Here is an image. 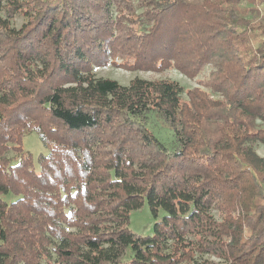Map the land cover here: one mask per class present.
Instances as JSON below:
<instances>
[{"label":"trees","instance_id":"16d2710c","mask_svg":"<svg viewBox=\"0 0 264 264\" xmlns=\"http://www.w3.org/2000/svg\"><path fill=\"white\" fill-rule=\"evenodd\" d=\"M109 64L211 68L184 93L92 72ZM258 144L264 0H0V264H264ZM144 203L156 221L141 236Z\"/></svg>","mask_w":264,"mask_h":264},{"label":"rangeland","instance_id":"374dc122","mask_svg":"<svg viewBox=\"0 0 264 264\" xmlns=\"http://www.w3.org/2000/svg\"><path fill=\"white\" fill-rule=\"evenodd\" d=\"M26 22V18L22 16H15L11 19L10 25L14 29H19ZM211 67H205L197 76L193 79H190L174 68H168L161 72L155 71H130L127 68L116 65H105V66H94L92 72L97 78H108L117 81L121 85H127L130 80L133 78H141L145 80H160L167 79L170 81H176L182 86L184 93L189 89L200 87L208 79V72ZM209 92V91H207ZM183 93L182 100L186 101V96ZM216 98V96H214ZM149 127L152 129L155 134H157L161 139L170 142L169 132L167 126L157 117L151 116L149 118ZM22 148L25 153H29L32 156L33 168L35 171L39 170L38 158L41 155H46L47 150L44 148L42 142L40 141L38 135L33 133L25 134L22 139ZM256 153L264 157V145L258 144L255 147ZM13 153H10L9 156H13ZM213 215L216 217V212L213 211ZM156 219L151 215L148 210L147 204L144 203L143 206L131 212L129 220V229L141 236L150 235L152 232V226ZM196 260L202 262L204 260L210 262H218L216 257L210 255H197Z\"/></svg>","mask_w":264,"mask_h":264}]
</instances>
